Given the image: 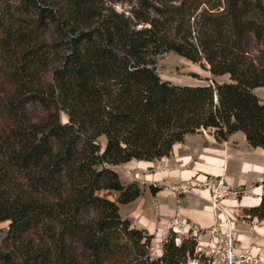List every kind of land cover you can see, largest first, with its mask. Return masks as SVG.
<instances>
[{
    "label": "trees",
    "instance_id": "1",
    "mask_svg": "<svg viewBox=\"0 0 264 264\" xmlns=\"http://www.w3.org/2000/svg\"><path fill=\"white\" fill-rule=\"evenodd\" d=\"M0 51L19 93L0 100L11 122L0 130V264H185L194 242L174 232L149 256L152 235L117 206L140 190L107 165L160 159L204 129L264 151V99L252 91L264 86V0H0ZM167 51L230 80H161L155 57ZM259 199L245 214L264 221Z\"/></svg>",
    "mask_w": 264,
    "mask_h": 264
},
{
    "label": "rangeland",
    "instance_id": "2",
    "mask_svg": "<svg viewBox=\"0 0 264 264\" xmlns=\"http://www.w3.org/2000/svg\"><path fill=\"white\" fill-rule=\"evenodd\" d=\"M98 5L101 7L100 2ZM102 5L110 6L117 12L128 8L126 3L118 2L105 1ZM52 38L46 36L45 43ZM54 52H50L47 66L54 62ZM3 57L0 51V100H15L19 93H16L18 86L12 77L16 73L10 75L11 72L2 63ZM155 59L159 78L174 84H209L214 87L215 83L230 80L226 73L211 75L204 58L200 62H192L167 51ZM45 74V79L49 80L48 70ZM252 91L264 99V86ZM26 109L30 116L39 112V108L31 103L26 104ZM57 115L61 121L65 120L61 109L57 110ZM10 123L6 113L0 111V130ZM183 140L174 144L169 153L160 159H130L107 165L122 183L135 182L140 190V195L134 200L117 204L120 217L127 218L131 226L145 229L152 235L148 247L151 258L161 254L165 237L174 232L176 243L182 240L194 242L193 253L186 257L185 264H226L223 254L227 251L228 235L233 242L237 264H264V221L245 214L246 209L260 201L264 192V151L251 147L241 132H234L217 141L212 130L204 129L186 135ZM96 141L102 147L104 137L99 136ZM217 161L221 162V167ZM157 188L158 192H151V189ZM99 194L110 200H115L117 195L107 190L99 191ZM182 209L194 214L210 212L211 222L206 227H200L183 215L185 212ZM6 225L7 221L0 222V237ZM211 244L219 247V253H207ZM198 245L202 247L201 251H197Z\"/></svg>",
    "mask_w": 264,
    "mask_h": 264
},
{
    "label": "built area",
    "instance_id": "3",
    "mask_svg": "<svg viewBox=\"0 0 264 264\" xmlns=\"http://www.w3.org/2000/svg\"><path fill=\"white\" fill-rule=\"evenodd\" d=\"M228 240V246H227V251L226 254H223L224 260L226 264H237V260H235V254H234V248H233V242L230 238V236H227ZM202 247L198 245L197 251H201ZM207 253L210 255H214L219 253V247H217L215 244H211L207 247Z\"/></svg>",
    "mask_w": 264,
    "mask_h": 264
},
{
    "label": "crops",
    "instance_id": "4",
    "mask_svg": "<svg viewBox=\"0 0 264 264\" xmlns=\"http://www.w3.org/2000/svg\"><path fill=\"white\" fill-rule=\"evenodd\" d=\"M219 152H221V151H219ZM216 155L217 154H215L214 156H216ZM216 159H218V158H216ZM218 160H220V159H218ZM216 163L218 166L220 165V167H221V162L217 161ZM215 170H218V169H215ZM182 210H183V212H185V213H182L183 215H186V217H188L190 220H192L194 223H196L200 227H206L211 222L210 219H212V215L210 214V212H204V213L202 212V214H194V213H191L189 210H184V209H182Z\"/></svg>",
    "mask_w": 264,
    "mask_h": 264
}]
</instances>
